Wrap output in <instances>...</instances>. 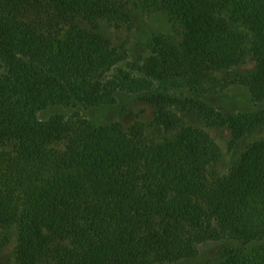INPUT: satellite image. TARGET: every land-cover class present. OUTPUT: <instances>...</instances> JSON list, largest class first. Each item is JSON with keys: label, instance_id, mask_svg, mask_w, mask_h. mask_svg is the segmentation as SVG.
Masks as SVG:
<instances>
[{"label": "trees", "instance_id": "trees-1", "mask_svg": "<svg viewBox=\"0 0 264 264\" xmlns=\"http://www.w3.org/2000/svg\"><path fill=\"white\" fill-rule=\"evenodd\" d=\"M145 1L179 24L182 39L153 37L135 76L103 39L63 30L72 15L119 22L115 0H0V142H16L0 151V225L17 228L14 264H172L219 236L235 246L218 264H264V247H246L264 239V139L211 180L221 151L203 129L180 127L175 108L193 105L234 139L256 131L264 109L222 114L169 93L203 88L251 54L255 71L235 82L264 99V0ZM153 88L156 127L176 131L160 142L78 114L38 119L47 107L111 106L119 93ZM60 140L62 149L51 147Z\"/></svg>", "mask_w": 264, "mask_h": 264}, {"label": "rangeland", "instance_id": "rangeland-1", "mask_svg": "<svg viewBox=\"0 0 264 264\" xmlns=\"http://www.w3.org/2000/svg\"><path fill=\"white\" fill-rule=\"evenodd\" d=\"M122 10L121 20L117 23L98 21L91 23L80 15L68 17V27L63 30L80 29L107 42L123 57L117 66L135 76H140V68L150 55L149 42L153 37L162 36L173 42H180L182 32L179 24L159 10L152 2L145 0H115ZM0 51V72L4 69ZM256 69L251 54L234 69L210 76L208 83L200 89L169 90V93L182 102L199 101L222 114H249L264 109V99L257 98L247 86L235 82L239 76H247ZM153 88L149 92L138 94L119 93L115 104L93 109L51 106L38 113L41 122H47L55 116L71 118L75 114L81 120L93 126L120 125L125 132L136 130L140 138L147 143L160 142L176 133L163 134L154 122L157 107L152 97L157 94ZM181 117L180 127L192 126L206 131L221 151L219 160L207 168L209 179L227 175L239 160L241 154L255 141L264 139V122L256 131H248L234 139L230 128L200 113L193 105L183 104L175 108ZM64 140L51 144L54 149H62ZM14 141H1L0 151L13 153ZM18 244L17 228L0 225V264H14L15 250ZM235 243L225 236L208 240L198 246L197 254L190 259L172 264H218L226 247ZM247 249L264 247V239L251 243Z\"/></svg>", "mask_w": 264, "mask_h": 264}]
</instances>
